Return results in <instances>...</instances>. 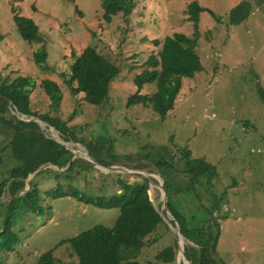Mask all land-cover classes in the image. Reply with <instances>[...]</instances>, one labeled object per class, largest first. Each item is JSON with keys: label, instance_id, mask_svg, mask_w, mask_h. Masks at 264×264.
Wrapping results in <instances>:
<instances>
[{"label": "rangeland", "instance_id": "obj_1", "mask_svg": "<svg viewBox=\"0 0 264 264\" xmlns=\"http://www.w3.org/2000/svg\"><path fill=\"white\" fill-rule=\"evenodd\" d=\"M188 1L134 0L128 14L117 13L106 22L101 0H0V73L10 79L18 75L32 78L36 85L30 94L31 109L59 117L75 133L78 142L64 140L43 120L18 114L24 121L37 119L44 134L71 151L68 164L75 157L87 161L82 152L97 164L87 161L94 170L81 164L74 168L72 174L84 193L113 194L119 191L117 178L141 181L140 172L151 179L148 194L160 212L165 198L157 184L163 186L161 174H168L172 205L187 227L203 226L217 233L218 263L264 264V1L248 0L253 10L249 17L231 25L229 10L242 0H198L219 17L216 21L208 11L199 14L196 51L202 71L183 78L174 107L165 118L148 106L127 105L128 96L137 89L135 75L150 54L158 53L151 40H162L173 32L193 33L192 22L186 19ZM13 11L38 26L47 51L46 68L34 63L32 53L40 43H29L20 36ZM94 45L120 67L107 100L100 105L86 102L81 93L72 94L62 76H68L73 53ZM43 79L59 85L62 98L56 109L40 87ZM154 90L155 83H148L141 93ZM7 129L0 125V180L20 164L7 147ZM96 138L102 141L95 143ZM185 148L191 158L212 164L216 176L203 174L193 180L179 160ZM161 159L172 167L157 166ZM62 170L50 163L36 170L41 171L35 180L42 210L21 216L18 210L13 217L18 219L13 226L18 242L12 251L0 250V264H37L48 251L59 260L56 264H77L67 240L96 225H114L118 208H96L71 196L48 194L56 186V172ZM59 181L67 190L69 180ZM26 182L23 191L29 190ZM8 199L6 191L0 199V228ZM167 213L166 217L163 212V224L155 231L162 237L140 251L139 264H192L183 247H192L193 242L181 237L177 243L178 223ZM175 241L174 260L155 257Z\"/></svg>", "mask_w": 264, "mask_h": 264}, {"label": "trees", "instance_id": "obj_2", "mask_svg": "<svg viewBox=\"0 0 264 264\" xmlns=\"http://www.w3.org/2000/svg\"><path fill=\"white\" fill-rule=\"evenodd\" d=\"M69 1L74 3V0ZM262 1L264 0H258V3ZM101 4L102 16L106 22H109L117 13L128 14L134 6V0H101ZM204 11H208L216 21H219V17L211 9L201 7L198 0H189L186 3L185 12L186 19L192 22L193 33L187 35L183 32H173L162 40H151L153 46L158 47V53L150 54L144 62L143 70L135 75L133 82L137 89L128 96V106L134 104L148 106L161 118H165L173 109L183 78L194 77L203 69L196 48L200 35L199 14ZM251 11H253L252 5L248 0L240 1L229 10V24L242 23L249 17ZM12 17L24 40L29 43H40V47L33 51L32 57L36 65L46 68L47 51L38 26L32 19L15 11ZM2 40L3 35L0 32V41ZM119 72V65L97 50L94 45L86 46L79 54L73 53L68 76L64 73L62 76L72 94L81 93L86 102L100 105L107 100L111 82ZM153 82L155 90L151 94L141 93L145 84ZM35 85L34 80L29 76L18 75L10 79L0 73V125L4 127V130L8 128L5 135L10 136V144L8 143L7 147L10 148L13 159L20 162L19 165L11 167L10 171L7 170L8 177L0 180V199L4 197L6 191L10 196V199L5 201L8 204V211L0 228V250L12 251L18 242V235L13 229L15 221L18 220L13 217L18 214V210L21 212L20 216L29 212L39 213L42 210L39 204L42 197L35 180L41 171L28 182L29 190H23H25L28 175L41 165L50 163L64 170L56 172L54 178L57 182L56 186L47 191L48 194H53L55 197L71 196L96 208L119 209L112 227L96 225L67 240L77 256V264H139L140 251L162 237L161 233L155 232L159 224H163V220L149 197L148 180L142 178L141 181L128 182L117 178L119 191L113 194L84 193V189L78 184L79 180H75L72 173L78 164L90 170H94L93 166L78 157L68 164L72 152L44 134L37 119L31 118L24 121L18 117L20 114L39 118L54 127L60 138L79 141L69 125L59 117H51L48 113L39 114L31 109L30 94ZM40 85L50 100V106L58 108L62 98L58 83L51 79H43ZM94 141L100 143L102 139L96 138ZM179 160L184 162L186 172L191 174L193 180L203 174H208L209 178H214L217 174L215 167L205 159L191 158L187 148L180 152ZM156 165L172 167V164L162 159L156 162ZM161 176L164 178L163 188L167 194V210L178 223L179 232L183 238L193 242L192 247L184 250L187 259L192 264H220L216 259L215 251L217 233L206 230L207 228L203 226L187 227L185 218L179 216L172 205L168 183L170 176L168 174L165 176L164 173ZM61 178L69 180L67 190L63 189L59 181ZM164 215L167 217L166 214ZM170 222L174 223L172 220ZM153 232L156 236L151 235ZM176 252L175 241L174 246L163 248L155 257L160 261L168 262L175 259ZM56 262L59 260L53 258L52 253L48 251L40 256L37 264H56Z\"/></svg>", "mask_w": 264, "mask_h": 264}, {"label": "water", "instance_id": "obj_3", "mask_svg": "<svg viewBox=\"0 0 264 264\" xmlns=\"http://www.w3.org/2000/svg\"><path fill=\"white\" fill-rule=\"evenodd\" d=\"M29 120H31V119H29ZM60 144H61V143H60ZM82 158H84V159H86L87 161L91 162L93 165H97V164L94 163V161H93L92 159L90 160L89 156H88V158H87V156H86V157L84 156V157H82ZM125 171H127V170H125ZM128 172H129V171H128ZM35 173H36V171H34L33 173L30 174L31 177H30V175L27 177L28 181L31 180L32 175H34ZM138 174L141 175L142 177L146 178V179L148 180V182L151 183V182H150L151 179H150L149 177H147L146 175H144V174H142V173H140V172H138ZM157 185H158L159 187H162L163 195H164V198H165V200H164V202H163V207H162L161 211L159 212V214H160V216L162 217V220H163V215H162L163 212H165V213L168 212V210H167V205H166V203H167V194H166V192H165V190H164V188H163V186H162L161 183H158ZM175 234H176V238H177V243H179L178 241H179L180 238L183 237V236L180 234L179 229L176 230ZM179 246H180V245H179ZM180 248H181V247H180ZM183 250H185L184 247H183ZM185 258H186V257H185Z\"/></svg>", "mask_w": 264, "mask_h": 264}, {"label": "bare ground", "instance_id": "obj_4", "mask_svg": "<svg viewBox=\"0 0 264 264\" xmlns=\"http://www.w3.org/2000/svg\"><path fill=\"white\" fill-rule=\"evenodd\" d=\"M55 135V134H54ZM60 142V141H59ZM61 143V142H60ZM82 155H86L84 152H82ZM118 170V169H117ZM168 216V213H165ZM164 215V214H163Z\"/></svg>", "mask_w": 264, "mask_h": 264}, {"label": "crops", "instance_id": "obj_5", "mask_svg": "<svg viewBox=\"0 0 264 264\" xmlns=\"http://www.w3.org/2000/svg\"><path fill=\"white\" fill-rule=\"evenodd\" d=\"M197 49V48H196ZM203 66V65H202Z\"/></svg>", "mask_w": 264, "mask_h": 264}]
</instances>
